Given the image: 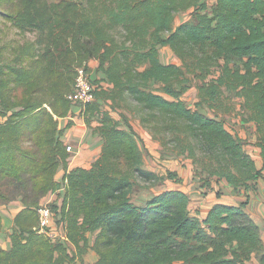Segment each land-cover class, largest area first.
<instances>
[{
    "label": "trees",
    "instance_id": "1",
    "mask_svg": "<svg viewBox=\"0 0 264 264\" xmlns=\"http://www.w3.org/2000/svg\"><path fill=\"white\" fill-rule=\"evenodd\" d=\"M3 2L2 15L34 39L11 61L0 53V205L23 206L10 248L0 246V264H74L86 252V232L95 230L93 264H245L254 253L264 264L259 228L244 204L216 203L201 218L179 189L141 206L131 201L137 180L162 176L143 167L137 136L120 111L122 101L134 102L131 110L164 150L208 177L254 187L262 168L217 116L240 100L264 157V0H215L211 12L205 0H0V7ZM193 7V20L173 26L177 12ZM163 46L179 64L161 62ZM91 59L105 79L95 85L91 77L94 99L81 106V116L89 124L97 115L101 153L88 167L68 170L62 201L48 203L64 241L75 247L70 253L63 240L40 230L37 209L60 187L55 174L67 167L69 152L59 119L74 106L67 95L76 69L89 71ZM191 75L199 82L193 108L182 98Z\"/></svg>",
    "mask_w": 264,
    "mask_h": 264
},
{
    "label": "crops",
    "instance_id": "2",
    "mask_svg": "<svg viewBox=\"0 0 264 264\" xmlns=\"http://www.w3.org/2000/svg\"><path fill=\"white\" fill-rule=\"evenodd\" d=\"M215 0H212V5ZM211 5V6H212ZM177 26V25H176ZM175 26V27H176ZM171 51L168 46H163ZM162 48H159V58L161 62L179 64L180 60L172 52L170 60L161 56ZM88 66L92 67L91 77L105 79V74L97 70V61L91 59ZM103 85H108L104 80ZM199 83V82H198ZM193 84L183 95V100L189 107H194L197 97V84ZM189 95V102H186V95ZM107 109V108H106ZM198 109L208 116H216L213 110L209 108ZM111 114H113L111 112ZM126 120L136 134L140 150L143 156V167L147 170L162 176L157 181L145 182V185H135L130 198L138 206L144 205L154 195L169 189H179L184 191L189 197V210L192 215H198L203 218L206 212L216 203L227 205L244 204L246 213L256 222L259 228V234L262 239L264 249V176L258 178L252 184L254 187L246 188L240 186L235 188L224 178L208 177L200 168L195 167L192 162L182 155L168 152L153 139L148 129L144 128L137 117L124 112ZM113 116V115H112ZM114 117V116H113ZM218 118H223L218 115ZM244 114L239 119L233 120L230 124L229 118L224 120L225 127L243 143L244 150L251 156L258 168H262L264 173V157L261 148L257 144L256 126L253 122L247 121ZM227 118V117H226ZM1 121V118H0ZM70 123V124H69ZM99 124L97 115L91 118L90 123H86L81 116V107L74 105L67 116L59 119V129L61 130L60 139L66 146L69 155L67 157V167L60 165L55 179L60 182L58 191L49 193L41 203L54 202L59 204L65 194L64 174L76 167H88L93 163L101 153L103 138L95 131ZM121 128L129 129L124 120H119ZM168 172L172 173L169 177ZM23 208L19 202H11L6 205H0V246L9 249L11 240L9 234L14 227V217ZM49 231L56 239L64 241V228L56 223H51ZM98 230L87 231V249L80 257L76 258L74 264H93L98 259V255L92 245ZM67 250L72 253L75 250L74 245L64 241ZM245 264H260L257 255L254 253Z\"/></svg>",
    "mask_w": 264,
    "mask_h": 264
},
{
    "label": "rangeland",
    "instance_id": "3",
    "mask_svg": "<svg viewBox=\"0 0 264 264\" xmlns=\"http://www.w3.org/2000/svg\"><path fill=\"white\" fill-rule=\"evenodd\" d=\"M56 1V0H52ZM207 4V9L205 11L211 12L212 9V0H205ZM4 2L1 4L0 7V53L2 54L3 58H5L8 61H11L14 57H16L19 48L22 45H25L28 42H31L34 39V36L32 33L29 32H22L19 31L18 29L14 28L11 23L6 19L5 16L2 15V12H5L3 9ZM197 8L193 7L190 9H187L185 11H179L175 14L174 16V22L173 26H176L184 21L187 20H193L195 16V11ZM162 48V47H161ZM170 53L171 51H168L166 48H162L161 56L165 59L170 60L171 56ZM93 68L90 66L89 67V73L91 75ZM215 74H217L215 72ZM98 78L93 77V80L95 85L97 84ZM191 84H195L198 82V79H196L193 75H191ZM93 82V81H92ZM186 102H189V95L187 94L186 96ZM101 105L103 108L107 107V104L104 105L105 103L101 100L100 101ZM121 109L120 111L130 113L134 117H137L135 114V111H132L131 109L134 108L136 105L134 102L130 100L122 101L121 104ZM203 109L207 108L206 105H201ZM234 110L230 113L226 114H218L224 118V120H227L229 118L230 124H234V119L237 120L239 119V116L242 115V109L240 106V100L234 99ZM119 111V112H120ZM118 111H113L111 115H113L116 119L122 120V117L120 116ZM227 117V118H226ZM158 142V141H157ZM159 143V142H158ZM160 144V143H159ZM161 145V144H160ZM151 184V182H150ZM136 185H145V182H142L140 180H137Z\"/></svg>",
    "mask_w": 264,
    "mask_h": 264
},
{
    "label": "built area",
    "instance_id": "4",
    "mask_svg": "<svg viewBox=\"0 0 264 264\" xmlns=\"http://www.w3.org/2000/svg\"><path fill=\"white\" fill-rule=\"evenodd\" d=\"M94 87L91 82L90 73L80 66L76 69V75L74 78V84L72 90L67 95L69 101L76 106L81 107L83 104L91 102L94 99ZM38 212V224L41 231L47 233L54 239L49 231L50 225L53 222V213L48 203H41L37 209Z\"/></svg>",
    "mask_w": 264,
    "mask_h": 264
}]
</instances>
